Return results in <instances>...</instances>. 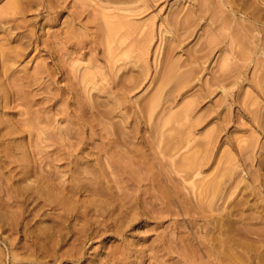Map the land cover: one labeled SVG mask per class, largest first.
<instances>
[{
	"label": "rangeland",
	"instance_id": "rangeland-1",
	"mask_svg": "<svg viewBox=\"0 0 264 264\" xmlns=\"http://www.w3.org/2000/svg\"><path fill=\"white\" fill-rule=\"evenodd\" d=\"M0 264H264V0H0Z\"/></svg>",
	"mask_w": 264,
	"mask_h": 264
},
{
	"label": "bare ground",
	"instance_id": "bare-ground-1",
	"mask_svg": "<svg viewBox=\"0 0 264 264\" xmlns=\"http://www.w3.org/2000/svg\"><path fill=\"white\" fill-rule=\"evenodd\" d=\"M239 9H240V8H239ZM239 9H238V11H240ZM241 10H242V9H241ZM170 70H173V68L170 69ZM170 70H168V71H170ZM173 71H174V70H173ZM167 73H168V72H167ZM167 73H166V74H167ZM171 73H175V72L170 71V74H171ZM172 75H173V74H172ZM172 75H171V76H172ZM168 76H169V75H168ZM166 77H167V75H166ZM173 77H174V75L172 76V78H173ZM167 78H168V77H167Z\"/></svg>",
	"mask_w": 264,
	"mask_h": 264
}]
</instances>
